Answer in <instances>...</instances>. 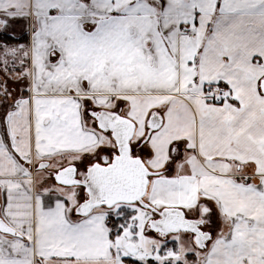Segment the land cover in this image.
I'll return each instance as SVG.
<instances>
[{
    "label": "snow or ice",
    "instance_id": "1",
    "mask_svg": "<svg viewBox=\"0 0 264 264\" xmlns=\"http://www.w3.org/2000/svg\"><path fill=\"white\" fill-rule=\"evenodd\" d=\"M0 41V264H264V0H0Z\"/></svg>",
    "mask_w": 264,
    "mask_h": 264
},
{
    "label": "crops",
    "instance_id": "2",
    "mask_svg": "<svg viewBox=\"0 0 264 264\" xmlns=\"http://www.w3.org/2000/svg\"><path fill=\"white\" fill-rule=\"evenodd\" d=\"M24 26L23 25H16V28H23ZM26 35V36H25ZM27 33L26 34H23V38L22 36H18V35H14V42L13 43H9V44H13V45H16V44H25L27 43ZM8 42V41H7ZM9 62H11V60H9ZM9 66H11V63L9 64ZM18 63H17V68H18ZM15 73H10L9 75H14ZM4 79H6V76L3 72H0V81H3ZM7 86L9 88V90H15V89H18L21 85H18L16 83H14L12 80H9V82L7 81Z\"/></svg>",
    "mask_w": 264,
    "mask_h": 264
},
{
    "label": "rangeland",
    "instance_id": "3",
    "mask_svg": "<svg viewBox=\"0 0 264 264\" xmlns=\"http://www.w3.org/2000/svg\"><path fill=\"white\" fill-rule=\"evenodd\" d=\"M22 29H23V28H16V35L21 36L20 33H21ZM24 34H26V32H24ZM25 36H26V35H25ZM12 38L14 39V37H12ZM0 42H3V41H0ZM8 43H11V42H8ZM11 45H13V44H11ZM10 63H11V62H9V64H10ZM6 79H7V78H6ZM4 80H5V79H4ZM9 80H10V79H8V82H9ZM169 246L171 247L172 244L169 243Z\"/></svg>",
    "mask_w": 264,
    "mask_h": 264
},
{
    "label": "trees",
    "instance_id": "4",
    "mask_svg": "<svg viewBox=\"0 0 264 264\" xmlns=\"http://www.w3.org/2000/svg\"><path fill=\"white\" fill-rule=\"evenodd\" d=\"M7 41L13 43L14 42V39L11 38V39H8Z\"/></svg>",
    "mask_w": 264,
    "mask_h": 264
}]
</instances>
